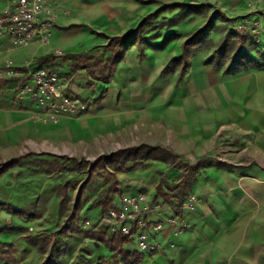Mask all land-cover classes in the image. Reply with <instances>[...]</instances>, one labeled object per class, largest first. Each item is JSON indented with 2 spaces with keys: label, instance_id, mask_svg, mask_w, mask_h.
<instances>
[{
  "label": "rangeland",
  "instance_id": "374dc122",
  "mask_svg": "<svg viewBox=\"0 0 264 264\" xmlns=\"http://www.w3.org/2000/svg\"><path fill=\"white\" fill-rule=\"evenodd\" d=\"M136 1L153 6L152 12L158 11L164 4L176 2ZM183 2L207 3L211 8L200 16L181 22L179 20L184 11L180 8L162 10L155 25L157 28L147 31L146 37L152 39V36L160 34L159 38L151 40L157 45L163 44L170 33L175 32L178 37L169 38L161 50L144 45L142 48L146 51V57L143 58L139 56V49L132 48L137 50L138 55L129 59L127 54L109 82L92 75L90 68L72 71L73 61L65 59L70 55L99 52L100 58L106 61L110 56L105 51L109 44L106 33L95 30L88 32L89 39L97 42L93 47H90L92 45L85 35L76 37L77 44L66 51V56L59 58L56 74L64 86V83L74 80L76 92L71 95L85 103L88 111L63 114L56 123L48 111L18 94L19 80L2 78L6 77L4 65L7 61L19 65L14 60L18 53L0 55V79H4L0 86V99L19 104L7 105L14 109L33 112L31 120L34 123L21 126L20 130H12L10 138L0 143V168L12 159H23L30 155L22 166L11 168L0 177V203L13 206L9 211L0 209V242L11 243L17 250L16 263L3 261L0 257V264H100L108 259L110 251L106 247L98 250L93 240L80 234L58 236L54 251L48 249L44 254L28 244L25 237L37 236L43 241L47 235L62 232L68 226L86 232L94 229L103 231L105 211L122 195L143 197L142 207L150 223L148 228L162 225L158 232L150 231L152 235L160 237L157 242L159 248L144 253L142 264H180V259L172 254L175 250L168 248L175 245L171 240L166 241V234L172 232L176 237L192 231L194 227L189 221V214L194 212L198 202L193 195L194 199L185 202L182 217L176 215L179 211L178 186L187 171V168H182V162L188 166L200 161L214 165L216 162L253 165L259 159L258 154L264 162V70L224 75L202 66L205 57L212 54L230 31H235L238 40H243L246 53L253 57L264 55V0ZM212 16L216 17L212 44L196 54L189 72H178L181 61L172 63V60L181 56L187 39L206 26ZM244 21L248 22L249 27L257 23V27L242 33L238 27ZM53 35L50 38L52 47ZM57 46L63 47L62 44ZM168 67L176 71L169 73ZM65 89H68L67 86ZM234 90L235 93H232ZM236 90H240V93L237 94ZM244 105L249 109L244 117H240ZM3 114H0V123L6 128L11 121ZM63 119H68L63 123H71V130L60 129L59 124ZM68 131L71 136H82L85 140L66 142L70 135ZM86 134L92 135L86 137ZM143 145L167 149L178 158L169 164L148 161L135 171L117 173L120 192L114 191V178L109 175L89 178V165L116 152ZM38 156L64 158L73 162L67 163L63 171L47 175L32 165ZM261 168L264 169V164ZM68 182L74 184L69 190L72 204L83 187V209L75 218H70V211L60 214L59 192ZM161 183L165 193L171 196L167 202L161 198L155 200ZM18 210L25 212L19 215L16 213ZM261 217L264 222V214ZM173 219L176 222L171 224L170 220ZM86 223L89 225L85 226ZM255 229L242 232L248 238ZM238 232L228 231L227 235L233 236ZM106 235L110 238L109 234ZM217 240L214 237L208 241L209 244H202L198 261L190 264H211V247H216ZM128 245L132 251L139 250L136 238ZM218 248L225 249L220 250L218 264H247L237 258L238 254L229 253L235 246L223 245ZM261 264H264V258Z\"/></svg>",
  "mask_w": 264,
  "mask_h": 264
},
{
  "label": "crops",
  "instance_id": "0c3cea01",
  "mask_svg": "<svg viewBox=\"0 0 264 264\" xmlns=\"http://www.w3.org/2000/svg\"><path fill=\"white\" fill-rule=\"evenodd\" d=\"M13 1L0 0V12L9 8ZM174 1L183 2V0ZM52 4L57 16L51 34V37L54 34V47L49 41L47 45L37 42L27 48H18L12 44L9 38L1 37L0 55L12 56L18 53L14 59L17 64L19 63L18 66L12 61L5 62L4 66L10 64L15 69H24L31 67L38 59L49 55L61 54V58H63L66 56V51H70L73 44H77L76 37L85 35L89 39L88 32L91 30L106 33L107 37H121L135 30L141 19L148 16L154 9L153 6L142 4L136 0H52ZM89 41L92 45L90 47L97 43H93V39H89ZM106 43L108 44V42L102 44ZM60 44H62V48L57 46ZM136 55H138L136 49H131L128 53L129 59ZM0 68H2L1 65ZM57 69L56 67L55 72ZM64 84L68 88V93L76 92L74 80ZM239 91L236 93L239 94ZM232 93H235V90ZM7 105L19 104L10 102L8 99L3 102L0 99V114L3 112V115L9 117L11 121V124L8 123L6 128L2 127V123H0V143H5V140L10 138L12 130H20L21 126L34 124L31 120L33 112L14 109ZM242 108L243 113H240V117H244L249 109L246 105ZM64 120L68 119L61 121L60 129L69 130L71 123L69 121L63 123ZM77 124L80 123L77 122ZM68 132L70 135L68 140H65L66 142L85 140L82 136L78 137L74 134L71 136V132ZM89 134H86V137L92 135ZM258 157L259 159L253 165H232L228 162L227 164L233 167L232 171L210 168L203 170L202 174L197 177L192 195L196 196L198 202L194 212L189 214L193 230L183 236L175 237L172 232L166 234V241L171 240L176 246L168 248L175 250L172 251V254L176 259H180V264L196 263L199 258L200 246L209 244L208 241L214 237H217L218 243L216 247H211L212 258L209 261L211 264H218L221 250L218 247L223 245L235 246V249L229 250V253L238 254L237 258L240 261L247 264L262 263L264 258V232L262 231L264 222H262L261 215L264 214V169L261 168V165L264 162L261 161L259 154ZM253 216H256L254 220ZM209 225H211V229ZM249 228L250 230L256 229L247 238L242 231ZM232 230L239 232L234 233L233 236L227 235V232ZM181 246L182 248H179ZM237 246L239 249H236ZM221 251H225V249ZM175 258L173 260H176Z\"/></svg>",
  "mask_w": 264,
  "mask_h": 264
},
{
  "label": "trees",
  "instance_id": "16d2710c",
  "mask_svg": "<svg viewBox=\"0 0 264 264\" xmlns=\"http://www.w3.org/2000/svg\"><path fill=\"white\" fill-rule=\"evenodd\" d=\"M149 2V1H144ZM174 8H180L183 10V14L180 22L193 16H200L208 8H211L210 4L207 3H188V2H174L167 3L159 9L148 14L139 26L121 37H106L109 44L105 47V51L110 54L109 58L104 61L97 54H83V55H70L65 59H70L72 63V71H77L79 69L90 68L89 71L95 77H99L101 81L109 82L113 77L114 73L117 70L119 63H121L127 57V54L131 51L132 48L139 49V56L146 57V51L142 48L144 45H149L155 50H161L166 46V43L178 35L173 32L165 39L163 44H153L151 43L152 39L160 37V34L150 37H146V32L152 29H156L155 26L158 23V16L162 10H172ZM216 17L212 16L210 21L203 28L199 29L196 33L190 36L182 47L181 56L172 60V63L175 61H181L179 64L178 72L187 73L192 68V60L202 49L208 48L212 44L211 35L215 27ZM170 38V39H169ZM61 56L58 55H49L38 59L31 68L37 70L39 68L48 67L51 72L55 71L57 66L58 59ZM171 63V64H172ZM170 64V65H171ZM169 65V66H170ZM181 65V66H180ZM202 66L205 68H211L214 72H222L224 75H235L242 71L255 70L262 71L264 70V55L259 57H253L245 52L243 40H238V37L235 35V31H230L222 41V43L212 52L211 55L205 57L202 62ZM171 67L167 69L170 70ZM20 72H26V68L17 69ZM175 69L170 70L169 73L175 72ZM4 83V80L0 79V86ZM30 155L26 156L23 159H12L8 161L3 167L0 168V177L9 169L14 167H20L23 164V161L28 159ZM38 156L35 161L32 163L33 166L39 168L40 171L44 172L47 175H54L58 172L63 171L66 167V164L73 162L72 160L52 157L49 156ZM178 156L172 153L171 151L161 148L143 145L138 148L126 149L119 152H116L106 158H102L95 163L88 166L87 174L89 178H92L96 175L103 176V174L109 175L114 178L115 190H118L119 181L117 178V173H128L140 169L145 166V163L148 161H161L164 163H170L171 160L177 159ZM182 168H187L186 174L178 186L179 198H178V208L176 215L182 217L181 210L187 200H189L193 195V185L195 180L199 175L202 174L203 170L210 168L223 169L227 171H232L233 167L216 162L214 165L212 162L200 161L193 166H188L182 162ZM74 187L72 182H68L59 192V197L61 198L60 203V214L63 215L70 211V218H75L83 209V203L81 197L83 194V187L78 191L77 198L72 204L71 196L69 190ZM120 189V188H119ZM113 190V189H112ZM123 196V195H122ZM163 199L167 202L171 199V196L165 193L162 183L157 188V195L155 200ZM121 198H117L116 201H113L108 209L105 211V215L111 210L115 209ZM5 208L10 210L13 206L8 204L0 203V209ZM25 210H18L16 213L23 215ZM105 230H92V231H82L75 228L74 226H68L63 229L62 232L52 233L47 235L43 241H40V238L37 236L25 237V240L28 244L34 246L39 253H46L48 249H51V252L54 251V248L57 244L58 236L67 235V234H80L85 238H89L94 241L95 248L101 251L102 247H106L110 251V255L107 260H103L100 264H142L144 253L139 250L132 251L129 248V243L131 240L128 238L122 237L118 234H113L109 231L108 227L104 226ZM109 234L110 238H107ZM17 250L15 246L11 243L0 242V257L3 261L7 262H17L16 258Z\"/></svg>",
  "mask_w": 264,
  "mask_h": 264
},
{
  "label": "built area",
  "instance_id": "2783aa9c",
  "mask_svg": "<svg viewBox=\"0 0 264 264\" xmlns=\"http://www.w3.org/2000/svg\"><path fill=\"white\" fill-rule=\"evenodd\" d=\"M56 18L52 0H14L9 8L0 13V35L9 38L18 48H26L37 42L47 45ZM256 27L257 23L249 27L248 22L244 21L238 28L240 32L248 33L249 29ZM5 69L6 77L2 78L19 80L18 94L48 111L55 123L63 114H81L88 111L85 103L67 92L55 71L51 72L47 67L34 70L29 66L26 72H20L10 64L6 65ZM190 199H194L193 196ZM142 201L143 197L122 196L118 206L104 215L102 222L113 234L131 241L136 238L139 251L149 253L159 248L157 237L150 231L158 232L162 225L148 228L150 223L147 222ZM174 222L175 219L170 220L171 224ZM88 225L89 223H86L85 226Z\"/></svg>",
  "mask_w": 264,
  "mask_h": 264
}]
</instances>
